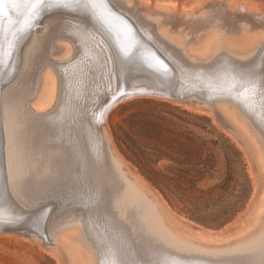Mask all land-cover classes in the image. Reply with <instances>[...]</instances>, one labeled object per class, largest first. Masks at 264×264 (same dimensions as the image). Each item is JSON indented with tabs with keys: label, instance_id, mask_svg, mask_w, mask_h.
Instances as JSON below:
<instances>
[{
	"label": "bare ground",
	"instance_id": "obj_1",
	"mask_svg": "<svg viewBox=\"0 0 264 264\" xmlns=\"http://www.w3.org/2000/svg\"><path fill=\"white\" fill-rule=\"evenodd\" d=\"M112 2L117 9L127 13L136 22L140 30L148 36L160 51L171 56L177 62H179V59L171 53L172 48L176 52L178 51L177 53L180 58L182 56L189 61L211 62L214 63L215 67L218 66L222 69L229 68L233 72H237L243 76L253 65H262V63H264V50L258 47L260 41L264 39V28L262 27L251 29L243 25L241 29L238 30V33L233 35V37L236 35L233 39L230 35L231 33L226 31L223 26L217 25V23H212L209 27L203 29V31L206 30L204 33H200L201 31L199 32L202 28L200 29L198 24H196L194 28L197 32L196 35L199 40V45L196 48L192 47L188 49L182 46L186 38L185 33L181 36L168 33V28L162 27V23L157 21L162 17L163 22H167L165 18L170 17L171 19L183 20L186 24L189 23V21L192 22L201 17H210L213 15L228 16L229 13L233 15L239 14V16L247 15L251 18L253 17L252 13L254 9L250 7L249 2L246 0H203L190 12H187L177 5L165 6L164 4L155 3L153 1L136 0V3H128L129 0H112ZM211 3H214L213 8L217 5V9L215 10L212 8L210 12L203 15L202 9L204 6H206L205 8L210 7ZM75 11L76 12L71 13L70 16L69 14H61L63 17L61 16V18L55 19L51 25V34L61 36V39L63 37L68 39L66 42H59L58 49H62L64 55L68 54L71 50L77 51L78 60H76L77 63H75V66L71 69L64 67L66 70H62L64 68L58 65L56 66V64L54 65L53 62H49L44 54V51H47L49 47L44 50L45 44L43 39L36 36L37 34H34L35 31H32L25 37L20 48V62L17 67L15 79L12 82V84L16 83L19 85L18 90L14 97L8 99L5 103L2 95L3 91L1 93L0 124L2 131V147H0V160L3 162V168L0 176V202L5 203L0 205V208H2V210H0V219L3 221L10 220L12 221L10 222L11 224L23 222V224L27 225L35 221L40 213H28V211L24 209L21 199L25 197L38 199L40 194L39 191L42 190H48V193H43L42 195H49L50 197L56 187L47 189L45 186L40 185L38 182L43 179L51 181L61 179L63 181L60 182L68 186L71 185L72 187L69 188L73 191H76L74 189L77 188L84 191L88 185L90 186L91 183L95 182V184H98L101 191L104 192L107 200L113 204L111 215L115 217L119 226L113 227L111 225L113 228L112 231L117 238L123 239V242H125L124 240L129 241L133 246L134 253L137 251L154 259V256L162 252V249L158 248L159 244L173 246L188 252L194 251L200 253L205 257L211 258V264H243V259L241 257L237 255H226V253H235L249 246L253 241L259 240L261 232H264V219L257 227L252 223L254 228H256L253 230L252 227L248 230V234L236 237L233 239L235 241L231 240L232 242L230 241L228 243V241L223 240V242L220 240L222 242L215 245L202 244V242H197V240L195 241L192 237H187L181 232L176 231L170 225L167 220L166 210L163 206L157 199L149 196V191L144 190L146 187L143 185L140 186V181L135 175H133L134 177L132 176L133 173L127 170L128 168L125 163L122 162L121 158L114 151L107 132V125H104L105 123L102 126L101 132L104 136L108 151L104 155L103 161H99L97 154L101 152V147L104 143H102L101 136L98 135L97 137L96 135L95 125L97 122H95V118L93 119V114L89 107L90 98L96 93L97 85L99 84V87H101L100 84H103L105 81H107L109 85L108 81L110 78V84L112 86L109 97L105 95L104 99H107L102 103L99 110L96 109L98 110V117L102 107L112 99V96L120 91L118 86L128 82L129 89H133L134 85L138 83L143 85L153 84V80L150 74L144 70L118 67L106 45L105 47H99V38L96 36L94 37V33L90 27L86 26L85 22L82 21L81 17L77 14L82 13V9ZM260 13L261 12L258 14ZM262 17L264 21V14ZM244 18L247 17L245 16ZM43 21L44 19H42V22ZM206 22H208V19ZM51 36L52 35L49 36V39ZM47 42H49V40ZM188 50H191L192 53ZM234 52L239 53V55L230 54ZM194 55L195 57L199 56L201 59L197 60L193 58ZM38 68L41 69L37 76L34 98L33 101H30L34 109H39L47 104L50 105L54 98L55 106L52 107L49 112H44L45 114H35V112L29 113L26 109H22L27 100V96L31 93L30 81L32 73L35 72V69L37 71ZM257 70L259 71V69ZM34 81L32 82L34 83ZM115 89L116 91H113ZM140 89L143 90L135 94L124 96L116 102H112V105L117 104V102H122V100L124 101L127 98H134L137 96H150L171 100L167 95L159 94L161 92L154 90L147 92L144 90L150 88ZM226 99V101L219 102L218 105L220 107L222 106L221 110L223 114L229 118L231 123H234V127L236 126L245 133L248 139L250 137L254 138L251 132L255 135L257 134L258 140L255 138L252 140L254 141V145L256 144L257 148H259L258 150L261 154L260 162H262L264 168V155L262 149H260L262 147L264 151V97L259 94V87L255 95L257 106H247L240 98L234 95L227 96ZM109 106H111V104ZM85 112L88 114L87 118L84 116ZM104 114L102 116L103 120L106 118ZM249 141H251V138ZM258 141L261 147L257 145ZM245 144L247 147V143ZM73 145L75 148L74 154L69 156L67 149ZM25 162H28L29 164H27L31 166L29 169L32 174V180L26 184L17 183L18 185H16L14 181V183L12 182L10 177L9 163H11L12 166L10 168H12L13 177L17 179L18 168L19 166L22 167ZM262 166L260 165V167ZM24 168L26 167L22 169ZM47 182L45 185L48 184ZM55 182L58 183V181H54V183ZM48 185L47 187L50 186ZM61 187L63 188V186ZM70 193L67 194L69 195ZM64 196L66 197L65 194ZM42 197L43 196H41V198ZM51 199L54 200V206H58V204L62 203L57 197L52 196ZM66 199L68 198H65V200ZM263 200L264 198L262 202ZM73 201H75V199ZM61 205H63V203ZM76 205L77 204L74 202V204H71L57 215L59 216L58 219L50 224L52 231L56 232L58 229L71 226L78 228L76 231H73V234H76L80 240L84 241L90 249L93 247L95 250L92 251L94 254V262L92 258V264H106L104 261L109 257L107 255L109 253L107 252L110 250L108 249L107 251L102 241L104 238L97 224L99 220L97 221L93 214H89L84 203L78 208ZM63 206L65 207L66 205ZM258 207H260V205ZM263 212L264 205L260 214H263ZM256 215L259 216V214ZM257 218L260 219V216L256 217V220ZM256 220L254 221L255 223L259 222ZM75 241L69 240L68 243L71 244V247L74 249V251L73 249L71 251V256L74 261L76 264H90V254L88 256L83 252L80 245L81 243H79L80 241ZM131 251V249L128 250L129 256L132 254ZM69 258L71 259V257ZM161 258L159 260L160 264H162ZM131 261L134 260L131 259ZM154 261L155 260H153V262Z\"/></svg>",
	"mask_w": 264,
	"mask_h": 264
},
{
	"label": "rangeland",
	"instance_id": "obj_2",
	"mask_svg": "<svg viewBox=\"0 0 264 264\" xmlns=\"http://www.w3.org/2000/svg\"><path fill=\"white\" fill-rule=\"evenodd\" d=\"M145 1H153L155 3L164 4L165 6L177 5L183 9H185L187 12H190L193 8L197 7L203 0H145ZM246 1H248L250 7L252 9H254V11L252 13L253 17L250 18V16L248 17L247 15H245L247 18H244L245 16H243V15L239 16V14H238V16H239L238 18L240 19V22L235 21V19H230V15L232 13L231 14L229 13V15L226 16L227 18H225L223 15L222 16H220V15L214 16L213 15L210 17H203V18L201 17L199 19L193 20L192 22L189 21V23H186V24L183 22V20H175V19H171L170 17L165 18L167 20V22L166 21L163 22L162 17L159 18L157 21L162 23V25H161L162 27L168 28V30H167L168 33L175 34V35L178 34L180 36L183 35L184 33L186 34V38L184 39V43L182 44L183 48H188V49H191L192 47L196 48L199 45L198 44L199 40H198V37L196 35L197 32L194 28V25H196V24H198L200 29L202 28L201 30H199V32L201 31L200 33H204V32H206V30L203 31V29L209 27L210 24H212V23H217V25H221V27L223 26L226 29V31L231 33L230 35L232 37L234 34L238 33V30L241 29V27L243 25L248 26L251 29L252 28H261V27L264 28V21L262 19L263 18L262 16L264 14V0H246ZM131 2L136 3V0H129L128 3H131ZM216 7H217V5H216ZM260 9H261V11H260ZM259 12H261V13L258 14ZM61 14L62 13H53V14H49V16L48 15L45 16L43 18L44 21L40 22L41 27L38 30H35V32L34 31L33 32L35 35L37 34L36 36L41 37L43 39V42L45 44L44 50L49 47L47 49V51L46 50L44 51L45 58L47 60H49V62H53L54 65L56 64V66L58 65L62 68L65 67V68L71 69V68H73V66H75V63H77L76 62V60H78L77 51L71 50L72 52L70 51L68 54L64 55V53L62 52V49H58L59 48L58 44H59V42H62V41L66 42L68 39L63 37L62 38L63 40H62L61 36H56L54 34H51L52 22L55 19H58L59 17L61 18V16H62ZM234 16H237V14L236 15L234 14ZM207 19H208V22H206ZM48 28H49V30H48ZM181 30H182V32H181ZM180 32H181V34H180ZM50 35H52L50 37L51 40L49 39ZM235 36L233 37V39L235 38ZM48 40H49V42H47ZM72 48H73V46H72ZM188 51L190 53H192L191 50H188ZM230 54L239 55V53H235V52L230 53ZM57 55H58V57H57ZM50 56H51V58H50ZM193 58H196L197 60L201 59V58H199V56L195 57V55L193 56ZM71 61H73V62H71ZM65 68L62 70H66ZM40 69L41 68H38L37 71L35 69L34 70L35 72L32 73V78L30 81L31 93H30V95L27 96V100L25 101V104L23 105V108H22V109H26L29 113H34V112H35V114H42L44 112L46 113V112H49V110L55 106L54 105L55 104L54 98H53L54 101L52 100L50 105L47 104V105H45L39 109H34L31 105L32 102L30 100L33 101V98H34L35 88L37 85V83H36L37 82V76L40 72ZM34 78H35V81H34ZM53 78H54V76H53ZM32 81H34V83ZM100 85H101V87H99V84L97 85L98 91L96 90V93L98 92L99 94L95 93L94 95H92V97L90 98V106H89L90 111L93 114V119L95 118L94 120L97 123H98V120H97L98 110L100 109V106L102 105V103L107 99V98L104 99L105 95H107L109 97L110 91L112 89V88H110V89L109 88H102V84H100ZM18 87H19V85H17L16 83H13V84L11 83L3 89L2 95L4 98V103L8 99L14 97L16 91L18 90ZM99 95H100V98H99ZM127 99H125L124 101L122 100V102H119V103L117 102V104H114V105L111 104V106H108V108L104 114L106 117L105 118L106 120L104 119V121H105L104 125H107V130H108L107 132L109 134V138L111 140V143L113 145V148H114V151L116 152V154L121 158L122 162L125 163L126 167L128 168L127 170H129L130 172L133 173L132 176L135 175L137 177V179L140 181V186L143 185L144 187H146V188H144V190L149 191V196L150 197L152 196L153 198L157 199L159 201V203L163 206V208L166 210V216H167L168 222L176 231L181 232L182 234L186 235L187 237H192L195 241L197 240V242L198 241L202 242V244L205 243L207 245L208 244L209 245H212V244L215 245V244L221 243L223 240L228 241V243L231 240L235 241L233 239H235L236 237H238L240 235L243 236L244 234H248L249 229H251L253 227L252 229L254 230L259 225V223L264 219V212H263V214H260L261 210L263 209V205H264V203H263L264 200L262 202V199L264 198V181H263L264 180L263 179L264 168L262 166V162H260L261 161V156H260L261 154L258 150L259 148H257L256 144L254 145V141H253L254 138L256 140H258V137L256 136L257 134L255 135L254 133L251 132V134L254 136V138L250 137L251 141H249L250 138L248 139L246 137L245 133H243L239 128H237L236 126L234 127V123H231L229 118L223 114V112L221 110L222 106L220 107L218 104H217V106H218L220 112L223 114L224 117H226V120L228 122H230V124H232L231 126L233 127V129L235 131H236V129H237V131L240 130V131H238V133L239 132L240 133L239 134L237 133V134L239 135V137L242 136L241 139L244 140V144L247 143V147H246V144L245 145L242 144L236 138V136L234 134L225 130L216 121V118H215L214 114H212V112L207 111L205 108H203L201 106L191 107L190 105H187V104L185 105L183 103H176L172 100L154 98V97H150V96H141V97L137 96L134 98H127ZM96 109H98V110H96ZM183 110H186L190 113L199 114L200 116L204 115V116H206V118H208V121L202 117H196L193 115H188V114L184 113ZM236 114H238V113H236ZM163 119L168 120L170 123H168L167 121H164ZM166 127H170L174 130V132L172 133L173 135H178L182 130L190 129L194 132H197L200 135L206 136L207 138H211V137L213 138V137H215L214 135L207 133V131L210 130V127H212L216 132L222 133L224 136H226L228 139H230V141L234 144V146L240 152L242 163L244 164V170L247 174V179H248L247 196H246L245 200L242 202V204L237 208L236 212H234L233 216L226 223L223 224L224 226L223 225H221V226H207L205 224H201V223L199 224V223H195L191 220H188V217L186 218V215L182 211L184 205L181 202H179L176 198L170 204L167 201V199L164 197V195L150 183V181L146 178V176L143 175V173L140 171L139 167L136 165L137 160L133 156L132 152L127 148V146H130V148L133 149L137 153V155H139L142 163L146 166V169L149 171H150V166L152 168L165 171L166 165L172 163L171 161H169L166 158H162V159L158 160L157 162H150V156L153 159H155V155H153V154L150 155L151 152H154L152 150V148L154 146H160L161 144H163V142L160 144L159 142L156 141V136L159 134V136H162L161 138L165 139L169 135V133L166 131ZM258 143H259V141H258ZM258 143H257V145H260V143L259 144ZM161 147H163V145ZM260 147H261V145H260ZM260 149H262V152L264 155L263 148L261 147ZM258 152H259V154H258ZM252 157H253V159H252ZM27 163L28 162H25V164L22 167L19 166L18 171H17V177H16L17 179H15V177H13L12 168H10L12 166H11V163H9L10 177H11L12 182L14 181L16 185L26 184V183L31 182L32 174H31L30 169H29V167H31V166L28 165L29 163L28 164ZM139 165L142 166V164H139ZM260 165L262 167H260ZM23 167H26V168L22 169ZM147 174L150 176V173L147 172ZM30 177H31V179H30ZM43 181H44V183H43ZM54 181H58L59 184L56 182L54 183ZM54 181L53 180L51 181L48 179H45V180L43 179L42 181L38 182L40 185L45 186V188H47V189H50L52 187H54V188L56 187V189H58V190L55 189L54 190L55 193L52 192L53 194L50 197L51 198H52V196L57 197L58 199L61 200L63 205H66L64 207L63 205H61L62 204L61 203V204H58V206L57 205L54 206L53 212L51 214V217L48 220V225H47L48 239L49 240H47V241L42 240V239L38 238L37 236H34L32 234H29V233L25 234V233L11 232V231H0V264H76L73 257L71 256L72 255L71 251H72L73 247H71V244H68L69 240H72V241L76 240L75 242L80 241L79 243H81L80 245H81V249L83 250V252H85L88 256H89V254L91 256L90 264H92V258H93V262H94V254L92 252V251H95L94 248L92 247L91 248L92 250H91L84 241L80 240L76 234L75 235L73 234L74 233L73 231H76V229H78V228H75L74 226L64 227V228L58 229L56 232H53L50 224H52V222H54L55 220L58 219L59 216H57V215L60 214L61 211L65 210V208H67L71 204H74V202H75V204H77L76 205L77 208L79 206H81L82 203L85 204L86 196H84L83 193H86L87 191H89L90 188H92V187L97 188L98 187L97 190H100V191H101V189L97 183L95 184V182H93V183H91L90 186L88 185L84 191H81L78 188L74 189L76 191H73L71 188H69V187H72L71 185L68 186L63 182H60L63 180L55 179ZM46 182L50 186L48 184L45 185ZM214 182H215L214 180H206V181L200 182L198 184V186L201 188H208L211 185H213ZM60 184H61V186H63V188L60 186ZM47 185L49 187H47ZM260 187H261V192H260V194L256 195L255 192ZM64 190H65V192H64ZM262 190H263V192H262ZM47 191L48 190L39 191L40 192L39 197H38L39 200L37 198L32 199L31 197H25L22 199L20 198L22 200L23 207L24 208L35 207L38 203L41 202V200L44 201V200L48 199L49 195H47L48 197L46 195H42L43 193H48ZM61 193H62V195H61ZM67 193H70V194L68 195ZM79 193H80V195H79ZM64 194L66 195V197L64 196ZM58 195H60V196H58ZM71 195H72V197H71ZM41 196H43V197L41 198ZM81 197L85 198V199H83L84 201L81 199ZM65 198H68V199L65 200ZM74 199H75V201H73ZM80 200H82L83 202ZM105 200L107 201L108 209H109V212L111 214L113 211V204L107 200V197H105ZM76 201L77 202L80 201V202L77 203ZM260 201L263 203L262 206H261L262 203ZM258 204L260 205V207H258L259 206ZM60 206H61V208H60ZM256 214H259L260 219L257 218V220L259 222L255 223L254 221L256 220V217H259ZM235 215H237V216L235 217ZM93 216L96 218L97 221L98 220L100 221V222L98 221L97 224H98L99 230H101L100 233H101V235H103V238L106 242L104 240H102V241L105 244L107 251H108V249L110 250L107 252L110 254V255L107 254L109 257L112 256L111 258H113L114 260H123L124 261L126 259L125 260L126 264H128V263L129 264H133V263L137 264L139 259H142V258L144 259L147 257L145 254L143 255L137 251H135V253H134L133 246L129 243V241L124 240L125 242H123V239L121 240V239L117 238L115 233L112 231L113 228H112L111 224H109L110 226L108 224L106 225L104 223V221L101 220L100 217H98L96 215H93ZM254 216H256V217H254ZM254 218H255V220H254ZM252 223L254 226H256L255 228L252 225ZM205 226H207V227H205ZM109 230H110V232H109ZM246 230H247V232H246ZM252 231H250V232H252ZM108 232H109V234H108ZM112 236L114 239L112 238ZM230 237H232V238H230ZM225 238H226V240H225ZM220 240H222V241H220ZM110 243H111V245H110ZM125 244H126V248H125ZM129 244H130V246H129ZM115 246H117V247H115ZM115 248H117V249H115ZM130 249L132 250L131 251L132 254H130V256H129L128 250H130ZM73 251H74V249H73ZM120 254H121V257H120ZM122 256H123V258H122ZM69 257H71V259ZM113 259H112V262H113ZM131 259L134 261H131Z\"/></svg>",
	"mask_w": 264,
	"mask_h": 264
},
{
	"label": "water",
	"instance_id": "obj_3",
	"mask_svg": "<svg viewBox=\"0 0 264 264\" xmlns=\"http://www.w3.org/2000/svg\"><path fill=\"white\" fill-rule=\"evenodd\" d=\"M13 2L17 5L15 8L11 6ZM50 2L51 0H44L45 4ZM33 3H35V0H5L3 12L0 14V96L3 89L15 79L17 67L20 62V48L25 37L32 31L38 30L41 27L40 22L42 19L49 14L58 12L66 15L69 14L70 16L71 13L76 12L65 8L40 9L39 16L33 21L32 27L23 32H19L18 29L22 26L24 19L31 14V5ZM81 3H86L90 6L92 4L96 5L95 8L82 10V13L77 14L85 22L86 26L90 27L94 33V37L99 38V47H105L106 45L118 67L144 70L150 74L153 80V84L143 85L138 83L134 85L133 89H129V83L125 82L123 85L118 86L120 91L135 94L143 90L140 88H150L144 90L147 92H150V90L161 92L159 94L167 95V97L176 103L187 104L191 107L201 106L207 111L212 112L216 121L244 144V140L239 137L217 106L219 102L226 101L227 96H237L238 94L244 93V89L248 85L243 84V80L245 79L243 75L233 72L229 68L222 69L218 66L215 67L214 63L211 62L189 61L182 56L180 58L177 53L178 51L176 52L172 48L171 53L179 59V62H177L171 56L160 51L127 13L117 9L116 6L113 7L114 3L112 0H81ZM105 5H107V8H105ZM210 5L207 8L204 6L202 9L203 15L210 12L214 3ZM213 9L216 10L217 8L215 7ZM223 16L227 18L226 15ZM238 17V15L234 16L231 14L230 19H235V21L240 22ZM129 26L131 27V32H129ZM13 32H16L17 35L13 41L14 46L10 50L11 55H8V42L9 40H13ZM125 50H129L131 63L128 62V57L124 55ZM102 88L110 89L111 87L105 81L102 84ZM230 89L232 90L231 92L229 91ZM113 91H116V89ZM240 99L247 106H257L255 95H248L247 99ZM112 102L111 99L102 107L97 117L98 123L95 125L96 135L97 137L100 135L102 143H104L102 144L101 152L99 151L100 153L97 154L99 161H103L104 155L108 151L104 136L101 132L105 122L102 116ZM0 147H2L1 124ZM2 168L3 162L0 160V176L2 174ZM260 192L261 187L256 190L255 194H260ZM24 209L28 213H40L39 217L29 225L23 224V222H17L15 224L6 223L0 219V231L29 233L42 240H49L47 225L54 209V200L51 198L44 201L41 200L35 207ZM158 246V248L162 249V252L153 257V260L156 262H159L162 257V264H211V258L205 257L200 253L194 251L188 252L173 246L159 244ZM145 259L152 260V257L147 256L144 259H139V261ZM104 262L106 264H112V258L108 257Z\"/></svg>",
	"mask_w": 264,
	"mask_h": 264
},
{
	"label": "trees",
	"instance_id": "obj_4",
	"mask_svg": "<svg viewBox=\"0 0 264 264\" xmlns=\"http://www.w3.org/2000/svg\"><path fill=\"white\" fill-rule=\"evenodd\" d=\"M183 112L208 121L204 115ZM166 131L169 135L165 139L159 134L156 136V141L163 144L154 146V152L150 153L155 155V159L150 156V162L162 158L172 162L166 165L165 171L151 166L147 170L139 155L127 146L137 160L136 165L170 204L176 198L184 205L182 211L186 217L207 226L223 225L247 196L248 179L240 152L230 139L212 127L207 133L214 135L213 138L190 129L178 135H173L170 127ZM206 180L215 182L208 188L198 186Z\"/></svg>",
	"mask_w": 264,
	"mask_h": 264
},
{
	"label": "snow or ice",
	"instance_id": "obj_5",
	"mask_svg": "<svg viewBox=\"0 0 264 264\" xmlns=\"http://www.w3.org/2000/svg\"><path fill=\"white\" fill-rule=\"evenodd\" d=\"M5 0H0V14L3 12ZM13 8L17 5L13 2L11 4ZM95 4L91 6L86 3H81V0H51L50 3L45 4L44 0H35V3L31 5L32 11L29 17L25 18L22 26L18 29L19 32H23L28 28L32 27L33 21L39 16L40 9H52V8H65L72 11L82 9V10H90L91 8H95ZM115 7V5H113ZM107 8V5H105ZM125 23H127L125 21ZM129 32H131V27L129 26ZM17 33L13 32V40H9L8 42V55H11V48L14 46V39ZM262 50H264V39L260 41L258 45ZM124 55L128 57V62L131 63V57L129 56V50L124 51ZM166 67V66H165ZM259 69V71L257 70ZM245 79L243 80L244 85H248L245 87L244 93L238 94L237 98L247 99L248 95H256L257 88L259 87V94L264 97V63L262 65H253L251 68L247 70L244 74ZM109 87L110 78H109ZM232 91L231 89L229 90ZM131 95V93H124L120 91L116 95L112 96V101L116 102L118 99L123 98L124 96ZM85 118L88 117L87 112L84 114ZM74 145L70 146L67 151L69 156L74 154ZM84 196H86L85 207L87 208L89 214L96 215L100 217L105 224H111L113 227H118V222L115 220V217L110 214L107 201L105 200V194L103 191L97 190L95 187H92L89 191H87ZM84 199V197H81ZM5 202H0V205ZM2 210V208H0ZM4 222L10 223L12 221L5 220ZM226 255H237L243 259V264H264V232H261L260 238L257 241H253L249 246L238 250L235 253H226ZM112 264H126V261L123 260H113ZM137 264H160V262H153L150 259H145L138 261Z\"/></svg>",
	"mask_w": 264,
	"mask_h": 264
}]
</instances>
